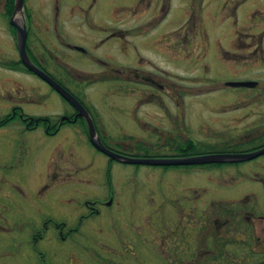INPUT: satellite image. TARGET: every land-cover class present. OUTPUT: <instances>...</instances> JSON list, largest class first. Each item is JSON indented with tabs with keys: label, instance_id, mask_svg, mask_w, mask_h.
<instances>
[{
	"label": "rangeland",
	"instance_id": "374dc122",
	"mask_svg": "<svg viewBox=\"0 0 264 264\" xmlns=\"http://www.w3.org/2000/svg\"><path fill=\"white\" fill-rule=\"evenodd\" d=\"M6 4L9 0H0V80L7 86L4 90L0 85V116L19 104L9 84L16 78L20 92L33 96L31 103L20 102L26 114L58 119L71 109L59 93L33 73L7 69L8 65L14 68L12 61L19 55L7 20L11 12H3ZM133 5L137 11L132 15L128 6ZM23 10L34 61L90 107L110 150L164 158L178 154L175 145L186 140L214 150L226 144H239L240 151L262 146L264 0H24ZM110 27L129 28V33L106 38ZM141 58L146 62L139 63ZM147 60L162 71L148 66ZM112 64L142 67L157 85L128 80L108 68ZM245 80L257 85H226ZM78 128L80 134L65 124L49 136L40 127L20 133L14 125L0 128V264H23L17 258L22 254L18 237L27 232L21 221L42 208L40 201L77 197L68 190L83 187L72 182L38 194L39 186L31 185L24 170L35 171L47 163L101 169L110 165L114 179L120 175L139 196L154 191L155 197L163 198L164 231L189 229L186 221L177 227V220L166 215L173 213L168 202L181 204L188 196L182 187L198 190L196 199L215 202L208 208L206 201H198L195 212L199 214L240 205L242 221L235 224L234 220L229 232L225 228L221 232L229 243L228 252H212L202 264H264V154L216 166L132 165L111 161L96 151ZM213 230L212 224L206 228L210 234ZM255 234L261 244L256 245ZM148 253L149 264H192L198 257L184 250L161 255L149 249Z\"/></svg>",
	"mask_w": 264,
	"mask_h": 264
},
{
	"label": "flooded vegetation",
	"instance_id": "af4514ba",
	"mask_svg": "<svg viewBox=\"0 0 264 264\" xmlns=\"http://www.w3.org/2000/svg\"><path fill=\"white\" fill-rule=\"evenodd\" d=\"M9 5L10 3L3 8V12L6 14ZM128 9L133 12L132 15L137 11L134 9V5L128 6ZM185 26L187 28L188 24L186 23ZM109 29L111 30L106 34V38L111 36L123 38L129 33L127 32L129 28L121 30L110 27ZM187 39L189 40V38ZM25 42V51L29 60L53 77L52 74L45 71L42 65H38L34 61L35 57L31 54L32 52H29L27 41ZM65 44L72 50L85 52L78 45ZM19 60L16 62L22 65ZM98 61L102 64L107 63L103 60ZM142 62L146 61L141 58L139 63ZM147 63L148 66L155 68V71H162L151 61L147 60ZM10 66L8 65L7 69L16 71L14 68H9ZM108 68L117 74H125L124 78L128 80L132 77L140 80L141 83L146 81L147 83L151 82L154 86L157 85L154 79H149L150 73L142 67L117 68L113 65ZM23 71L24 73L29 72L26 69ZM2 82L0 80L1 88L5 90L7 86ZM9 84L15 89L19 104L11 105L6 113L0 116V128L14 125L20 133L40 127L44 134L49 136L56 134L63 125L71 124L74 132H77L78 126H80L88 139L84 118L78 116V111L73 106L69 109L70 112L65 111L55 120L47 116L26 114L23 110L24 106L20 102L31 103L33 96L20 92L22 91L21 86L17 83L16 78H12ZM60 84L66 88V91H69V87H66L63 82ZM76 98L89 113L90 120L95 127L94 131L100 137V141L103 140V135L98 131L97 122L90 107L79 97L76 96ZM63 116L67 118L60 121ZM77 133L80 134V132ZM110 169V165L101 169L100 166L95 165L92 167L90 165L61 166L47 163L45 167L37 168L35 171L24 170L32 179L31 185L39 186L38 194L40 195L49 188H62L72 182L81 184L83 187H72L68 190L67 193L76 194L77 197L47 198L46 201L39 202L42 208L38 207L37 213L25 215L21 221V228H26L27 232L18 237L22 254L17 257L23 264H149L147 262L149 249L150 251L155 250L161 255L166 252L173 253L182 250L188 251V253L194 252L198 257L192 260V264H202L207 261L206 258L212 252H228L226 247L229 246V243L224 241V235L221 232L224 228L225 232H229V225H234V220L235 224L242 221L244 213L241 211L240 205L232 210L220 209L216 213L206 211L199 214L195 212L198 201H206L208 208L215 202L213 199H196L198 190L182 187L183 193L188 196L184 197L185 200L181 204L168 202V205L173 206L171 208L173 213L168 212L166 215L173 216L167 219L177 220V227L186 221L189 229L185 231L175 227L170 232L164 231L165 211L163 208H165V204L163 198L155 197L154 191H145L139 196L138 191L133 190L128 182L120 180L122 179L120 175L116 174V179H114ZM21 179L24 178L21 177ZM217 204L221 205L222 203ZM217 204L216 206H218ZM219 215L224 216L225 219H221ZM232 217L235 218L230 221ZM257 217L260 219L263 216L257 215ZM211 224L214 230L210 234L206 228L208 229ZM194 227H197L198 230ZM254 237L257 239L256 245L261 244L259 234H255Z\"/></svg>",
	"mask_w": 264,
	"mask_h": 264
},
{
	"label": "water",
	"instance_id": "95a60500",
	"mask_svg": "<svg viewBox=\"0 0 264 264\" xmlns=\"http://www.w3.org/2000/svg\"><path fill=\"white\" fill-rule=\"evenodd\" d=\"M13 8H12V15L9 17L8 22L11 26L14 27V32H16V39L15 42L17 43V52L19 53L20 62L23 64L24 68L29 72L34 73L38 77L41 78L44 82L48 83L55 92L59 93V95L63 98L64 101L68 102L71 106L78 111V116L80 115L86 123V132L88 133V142L95 148L96 151L103 153L104 155L111 158V161H118L121 163L126 164H145V165H153L154 166H168V165H198V164H210V163H235L248 161L253 158H257L260 155L264 154V145L258 147L253 150L249 151H241V152H215L214 153H205V154H194L189 156H181V157H136V156H129L125 155L106 147L102 141H100V137L94 131L93 122L90 120L89 113L84 109L82 104L77 101V99L69 92L66 91L61 84L57 81L53 80V78L45 73L40 67L36 64L34 65L33 62L29 60L28 54L25 51L26 49V42L25 39L27 38V31H26V21H25V13L23 11L24 7V0H13ZM19 15L20 23L17 21ZM257 82L252 80H245V81H228L226 85L232 87L238 86H245L251 87L255 86ZM67 117H61L60 121L65 120Z\"/></svg>",
	"mask_w": 264,
	"mask_h": 264
},
{
	"label": "trees",
	"instance_id": "16d2710c",
	"mask_svg": "<svg viewBox=\"0 0 264 264\" xmlns=\"http://www.w3.org/2000/svg\"><path fill=\"white\" fill-rule=\"evenodd\" d=\"M9 3H10V5H9V9H7V11H8V13H10V12L12 13L11 9L13 8V1L12 0H9ZM12 30H13V28H12ZM18 63L19 62L13 63L14 64V69H19V68L24 69V67L20 63H19L20 65ZM15 66H16V68H15ZM101 79H103V78H101ZM258 140H261V139H258ZM101 141H103L104 144H106V141H104L102 139H101ZM250 142H254V140H251ZM263 143H264V141H262L261 144H263ZM210 147L211 146H205L204 145V147H203V145H196L195 142L193 143V141H191V140H186L184 142V144H177V145H175L174 148L176 149V152L178 154H176L174 156H183L184 157L186 155L197 154V153H204L205 154L207 152H214L215 153V152H230V151H235L236 152V151H240L239 148H238L239 147V144H235L234 146L229 145V144H226L225 147L219 148V149L218 148L217 149L215 148V150L213 148H210ZM137 148H139V147H137ZM199 148L203 149V151H201V149H199ZM246 150H249V149H246ZM146 156H149V155H146ZM216 164H220V163H216ZM216 164H206V165H215L216 166ZM198 166H201V165H198Z\"/></svg>",
	"mask_w": 264,
	"mask_h": 264
}]
</instances>
